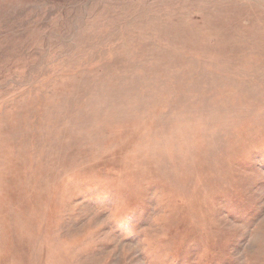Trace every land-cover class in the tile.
I'll return each instance as SVG.
<instances>
[{
    "label": "rangeland",
    "instance_id": "obj_1",
    "mask_svg": "<svg viewBox=\"0 0 264 264\" xmlns=\"http://www.w3.org/2000/svg\"><path fill=\"white\" fill-rule=\"evenodd\" d=\"M0 264H264V0H0Z\"/></svg>",
    "mask_w": 264,
    "mask_h": 264
}]
</instances>
